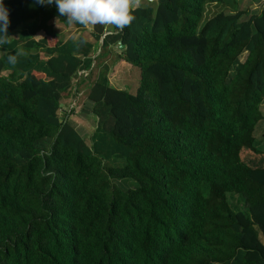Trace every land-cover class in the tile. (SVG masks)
Returning a JSON list of instances; mask_svg holds the SVG:
<instances>
[{
	"label": "trees",
	"instance_id": "obj_1",
	"mask_svg": "<svg viewBox=\"0 0 264 264\" xmlns=\"http://www.w3.org/2000/svg\"><path fill=\"white\" fill-rule=\"evenodd\" d=\"M3 3L0 264H264V2L142 0L110 32ZM110 57L138 68L133 91ZM98 64L87 144L58 112Z\"/></svg>",
	"mask_w": 264,
	"mask_h": 264
},
{
	"label": "clouds",
	"instance_id": "obj_2",
	"mask_svg": "<svg viewBox=\"0 0 264 264\" xmlns=\"http://www.w3.org/2000/svg\"><path fill=\"white\" fill-rule=\"evenodd\" d=\"M41 5L55 4L60 16L68 24L81 25L89 30L97 26L105 31H123L131 27L136 17L134 12L142 7V0H35ZM10 24L9 11L0 0V46L9 43L7 29ZM8 63H19V53H10Z\"/></svg>",
	"mask_w": 264,
	"mask_h": 264
},
{
	"label": "rangeland",
	"instance_id": "obj_3",
	"mask_svg": "<svg viewBox=\"0 0 264 264\" xmlns=\"http://www.w3.org/2000/svg\"><path fill=\"white\" fill-rule=\"evenodd\" d=\"M264 0H260L258 2H251L250 0H238V6L240 8H248V11H254L255 9L261 7ZM221 5L211 3L207 5L205 9V16L210 15L214 11L221 9ZM59 26V25H58ZM62 31V35H66L67 33L73 30L72 26L68 25L66 28H60ZM87 35V32H85ZM96 49L98 50L97 43L95 44ZM244 53L241 54L243 57ZM107 70L106 74L110 84L115 87L120 86L121 88H126L127 90L133 91L136 82L138 81L137 75L139 74V70L137 67H125L124 65H120L118 69L119 77H116L113 72H110L111 65L113 63V58L106 59ZM105 72V68L101 66V64L95 65L89 76L83 82V88L80 89L79 96L77 99V95L71 96L65 99V105H62V114L64 110L68 111L70 107H72L73 111L69 114L68 119L73 122L79 129V133L85 139L87 144L91 143V139L89 140V134L95 129V116L90 112V103L86 99V90L88 89L90 83L100 74ZM73 98V99H72ZM81 98H85L84 100ZM81 99V100H80ZM260 109L263 114V118L256 124L255 127V135L257 139V144L264 147V98L260 102ZM108 134V133H107ZM109 135V134H108ZM106 159L107 164H121L122 159L115 157H104ZM233 198V197H232ZM230 197L231 202L233 201Z\"/></svg>",
	"mask_w": 264,
	"mask_h": 264
},
{
	"label": "water",
	"instance_id": "obj_4",
	"mask_svg": "<svg viewBox=\"0 0 264 264\" xmlns=\"http://www.w3.org/2000/svg\"><path fill=\"white\" fill-rule=\"evenodd\" d=\"M59 105H61V103H59ZM61 115H62V109H60V110H59V112H58V120H60V119H61V118H60V117H61Z\"/></svg>",
	"mask_w": 264,
	"mask_h": 264
},
{
	"label": "crops",
	"instance_id": "obj_5",
	"mask_svg": "<svg viewBox=\"0 0 264 264\" xmlns=\"http://www.w3.org/2000/svg\"><path fill=\"white\" fill-rule=\"evenodd\" d=\"M108 32H110V31H108ZM38 35H40V32H39V34H38ZM89 38H90V37H89ZM125 67H127V66H125ZM117 69H118V68H117ZM117 69H116V70H117Z\"/></svg>",
	"mask_w": 264,
	"mask_h": 264
}]
</instances>
